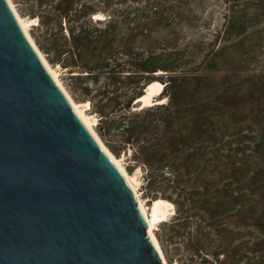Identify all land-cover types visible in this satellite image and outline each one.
Instances as JSON below:
<instances>
[{
  "label": "rangeland",
  "instance_id": "1",
  "mask_svg": "<svg viewBox=\"0 0 264 264\" xmlns=\"http://www.w3.org/2000/svg\"><path fill=\"white\" fill-rule=\"evenodd\" d=\"M11 2L23 19L31 21L29 31L35 45L59 73L71 98L80 105L87 104L101 142L138 181L148 213L152 214L156 200L169 206L167 217L155 227L167 264H215V255L226 261L224 264L257 263L260 255L253 252V244L260 233L249 223L264 208V0H46L47 7L44 5L41 11L28 0ZM67 3L78 8L85 5L83 21L88 28L104 29L109 22H119L122 15L145 12L144 28L137 29L144 21L138 17L129 25L132 31L117 27L113 40L115 47L129 46L138 59L156 64L157 71L146 73L141 85L158 81L164 89L174 73L158 69L164 64L179 66V74L191 69L194 74H202L200 66L211 60L219 47L224 51L218 59L235 64L229 68L219 63L212 76L219 84L217 91L236 92L241 103L234 110L220 107L212 113L213 142L199 147L192 160L168 158L163 166L154 167L150 188V172L141 154L136 153L137 146L122 148L118 137L105 134L104 129L111 118L130 115L121 104L128 98L127 90L135 88L131 84L134 80L110 82L106 95L107 79L91 80L84 70L65 67L46 49L47 26L61 24L62 35L69 38V30L76 24L73 11L66 19L60 17L59 9ZM96 15H101L100 19ZM229 20L243 23L245 29L223 35ZM79 24L75 33L81 31ZM112 96L118 99L109 101ZM139 98L132 103L131 112L143 111ZM154 101L151 106L159 105L157 101H163L160 105L169 103L166 94Z\"/></svg>",
  "mask_w": 264,
  "mask_h": 264
},
{
  "label": "water",
  "instance_id": "2",
  "mask_svg": "<svg viewBox=\"0 0 264 264\" xmlns=\"http://www.w3.org/2000/svg\"><path fill=\"white\" fill-rule=\"evenodd\" d=\"M0 264H165L124 176L0 0Z\"/></svg>",
  "mask_w": 264,
  "mask_h": 264
},
{
  "label": "trees",
  "instance_id": "3",
  "mask_svg": "<svg viewBox=\"0 0 264 264\" xmlns=\"http://www.w3.org/2000/svg\"><path fill=\"white\" fill-rule=\"evenodd\" d=\"M28 1L36 3L38 11L47 5L46 0ZM85 10V5L78 8L71 3H67L65 8L59 9L60 17L64 19L73 11L74 18L72 20L76 24L80 23L81 31L75 33L76 24H74L69 30V38H67L62 35L61 24L56 23V25L47 26L45 31L46 49L55 53L65 67H78L84 70L87 73L86 76L90 77L91 80L107 79L109 83L105 84L106 95L110 92L107 90L110 82L115 84L117 81L120 82L122 78L134 80L131 84L135 88L128 89L125 93L128 94L127 100L122 104L120 103L122 110L129 112L130 115L124 114L119 118H111L104 129L105 134L118 137L119 145L122 148L137 146L136 153L141 154V161L150 172L147 179V187L150 188L153 184L152 171L154 167L163 166L168 158L177 160L185 157L192 160L199 147L205 143L213 142L214 138L210 132V127L214 123L215 116L212 113L220 111V107L234 110L241 103L242 99L238 97L236 92L217 91L219 84L212 76L219 63H226L229 68L235 64L231 61L218 59L219 56H222L224 47H219L211 60L200 66L201 73L203 71L202 74H194L192 69L190 72L179 74L177 70L179 66L164 64L158 69H164V71L169 69L174 72L170 74L161 92V95H167L169 103L146 107L140 113L131 112L132 103L137 98L144 96L142 89L145 90L146 86L152 84H158L161 87L162 85L158 81L141 85L146 81L144 77L146 73L157 71L156 64L151 60L138 59L129 46L115 47L113 40L117 35V27L119 30L126 27L132 31L134 29L129 28V25L138 17L144 21L139 24L137 29L144 28L147 24L145 12L134 16H131V13L120 15L119 22H109V25L104 29H100L85 26L86 22L83 21L87 14ZM244 29L243 23L238 24L229 20L223 35L239 34ZM140 31L143 32L144 30ZM124 56H127L128 59H125ZM86 91L87 94H91V89L86 88ZM96 94L99 96L98 91ZM114 99L117 100L118 96L115 98L112 96L109 101ZM212 99L214 101L211 103ZM218 117L222 118V115L220 114ZM154 202L162 201L156 200ZM249 224L256 227L260 233L258 242L253 244V252L260 255L258 262L254 264H264V208L259 212V217L251 219ZM169 240L173 241L172 238ZM215 257V264L226 262L219 260L218 255Z\"/></svg>",
  "mask_w": 264,
  "mask_h": 264
},
{
  "label": "bare ground",
  "instance_id": "4",
  "mask_svg": "<svg viewBox=\"0 0 264 264\" xmlns=\"http://www.w3.org/2000/svg\"><path fill=\"white\" fill-rule=\"evenodd\" d=\"M20 25L22 26L24 32L26 33L27 37L29 38V40L31 41V43L33 44V46L35 47V49L37 50L38 54L40 55L41 59L43 60L45 66L47 67V69L49 70V72L51 73V75L53 76V78L56 80V82L59 84V86L62 88V90L65 92V94L67 95L68 99L70 100L74 110L76 111V113L78 114V116L81 118V120L84 122V124L86 125V127L89 129V131L93 134V136L96 138V140L98 141V143L100 144V146L102 147V149L106 152V154L109 156V158L111 159V161L114 163V165L117 167V169L121 172V174L124 176L125 180L127 181V183L129 184L130 188L132 189L133 193L135 194L139 207L142 210L147 222H148V232L151 236V238L153 239V242L155 243L163 261L165 262V264H167L164 256H163V252L162 249L160 247V244L157 240V237L155 235V227L157 225L158 222L162 221L164 218L167 217L168 213L170 212L169 206L167 204H164L162 202H154L153 206H152V214L148 213V209H146L141 196L139 194V189H138V181L136 180V178L132 175H130L126 168L107 150V148L104 146V144L101 142V140L99 139V137L97 136L96 131L94 130L93 124H92V120L91 117L88 115L87 113V104L86 105H80L78 103H76L71 96L69 95V93L66 91V89L63 87V85L61 84V80L59 77V73L48 63L47 59L45 58L44 54L38 49V47L35 45V42L32 39V36L30 34V26H31V21H27L25 19H23V17H21L16 10L15 5L11 2V0H8ZM98 16L101 15H96L97 19H100ZM162 92V87L158 84H152L150 86L147 87L146 89V93L144 96H142L141 98L138 99V103L140 104V106H142L143 108L149 107L152 104H154L156 101H154V98L157 96H160ZM158 104L163 103V101H157ZM85 104V103H84ZM139 108V107H138Z\"/></svg>",
  "mask_w": 264,
  "mask_h": 264
}]
</instances>
